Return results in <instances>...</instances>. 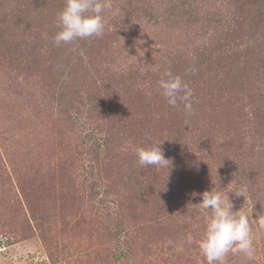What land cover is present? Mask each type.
I'll return each mask as SVG.
<instances>
[{"label":"rangeland","instance_id":"obj_1","mask_svg":"<svg viewBox=\"0 0 264 264\" xmlns=\"http://www.w3.org/2000/svg\"><path fill=\"white\" fill-rule=\"evenodd\" d=\"M64 5L0 0V264H207L200 194L216 186L249 216L234 193L243 155L264 191V0H112L102 37L57 47ZM166 70L193 90L190 115L162 95ZM153 144L169 173L138 164ZM103 171L128 241L90 196ZM253 244L226 264H264V238Z\"/></svg>","mask_w":264,"mask_h":264},{"label":"clouds","instance_id":"obj_2","mask_svg":"<svg viewBox=\"0 0 264 264\" xmlns=\"http://www.w3.org/2000/svg\"><path fill=\"white\" fill-rule=\"evenodd\" d=\"M112 9V0H65L63 9L57 14L58 31L52 38L55 46L71 44L77 39L102 37L105 31L104 12ZM195 72L197 69H189ZM159 87L168 105L176 107L182 102L184 111H193V90L184 83L180 76L166 70L159 80ZM161 144L135 149L137 162L141 167L154 166L158 170H170L172 161L165 158ZM229 192L214 186L200 195L199 207L210 215H205L203 236L195 241L207 264H226L229 253L244 254L249 260L254 257L253 229L249 216L242 211H233L234 204ZM245 198L246 189L234 192ZM196 195V193H193ZM259 230L264 231V213H257L254 218ZM193 237L188 235L185 243L191 245Z\"/></svg>","mask_w":264,"mask_h":264},{"label":"trees","instance_id":"obj_3","mask_svg":"<svg viewBox=\"0 0 264 264\" xmlns=\"http://www.w3.org/2000/svg\"><path fill=\"white\" fill-rule=\"evenodd\" d=\"M262 11L264 12V5H262ZM87 49H90V47ZM113 123H114V121L112 122V124H110V126L114 127ZM97 134L95 133V137L93 139L94 142L96 143V147L97 148L101 147V144L98 142V140H100V136H101L103 145L105 146L104 149L106 151L107 146L111 143V140H112L110 133L104 132L103 133L104 136H102L101 135L102 131L101 132L98 131ZM91 138H93V137H91ZM86 155H87L86 156L87 160L89 161V164H90L88 169L90 170V173L92 176V175H94V172H93L94 166L97 165L95 163V161L96 162L98 161V158H97L98 153H97V151L92 150L91 153L87 151ZM247 157L248 156L243 155V157L238 159V165H239L238 172H239V176L241 178L239 180V182H242L241 188L246 189L245 198L244 197L243 198L245 199L246 207H249V209H250L249 218H250V224H253L252 229L254 231V233H253V237H254L253 241H254L257 238H259V239L264 238V231L259 230V228L256 225L255 219H254L256 217L257 213H264V191L258 192V188L255 185V183L257 182V179L255 181L253 179V176L255 175L254 171H252L250 173V174H252V179H250V178L248 179V176L250 174L246 175V169L250 168L249 167L250 163H249V160L247 159ZM254 161H256V160L254 159ZM91 166H93V167L91 168ZM258 167H259V165L256 162V165L254 166V168L259 170ZM107 179L108 178H107L105 171H103V174L100 175L99 177H96V176L93 177V180H92L91 186H90V189L92 190V191L90 190V196H93L94 199L97 198L98 202L105 204V207L107 210V214L105 213L106 214L105 216L109 217V214L114 215L113 221L115 219V225H114L115 229H113L114 230L113 232H115L116 234L121 233L122 236L125 237V239H127V241H128V235H127V233L129 232L128 226L126 225V223H120V222L116 221L117 217H120V215L122 217V215H123V214H120V211H119L120 209H118L117 207H114L115 205L118 204V200H119L118 197L120 198V195L118 196L117 193H114L115 195H113L111 193L109 186L106 184L108 182ZM133 179L134 178H132L131 180H133ZM136 184L137 183H135V181H133L132 187L136 186V191H135L136 195L137 196H143V195L146 196V194H147L146 191H143V195L140 192L139 185L141 186V183L139 185L138 184L136 185ZM143 187L145 189H148V184L143 183ZM139 193H140V195H139ZM123 195H124L125 199H127V201L129 202V204L134 207L135 202L133 199L128 198L126 188H125V191H123ZM88 201H89V199H88ZM111 204L113 205V207L111 206ZM192 204H194V202H192ZM83 205H84V207L86 206L85 203ZM79 208H80V206H79ZM178 208L182 209V207H178ZM184 208L187 210V207H184ZM74 214L76 215L75 212H73V215ZM117 223L120 224V227H118ZM175 227L180 228L181 227L180 223L178 225H176ZM126 235H127V238H126ZM128 244H129V242H128ZM128 244H126L125 242L123 243L124 246H130V244L129 245Z\"/></svg>","mask_w":264,"mask_h":264}]
</instances>
